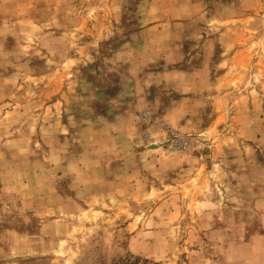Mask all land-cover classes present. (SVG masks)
<instances>
[{
  "label": "rangeland",
  "instance_id": "1",
  "mask_svg": "<svg viewBox=\"0 0 264 264\" xmlns=\"http://www.w3.org/2000/svg\"><path fill=\"white\" fill-rule=\"evenodd\" d=\"M0 264H264V0H0Z\"/></svg>",
  "mask_w": 264,
  "mask_h": 264
}]
</instances>
